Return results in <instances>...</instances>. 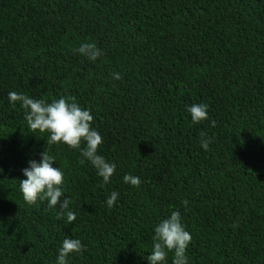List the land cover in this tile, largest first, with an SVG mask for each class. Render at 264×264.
Wrapping results in <instances>:
<instances>
[{"label": "trees", "instance_id": "trees-1", "mask_svg": "<svg viewBox=\"0 0 264 264\" xmlns=\"http://www.w3.org/2000/svg\"><path fill=\"white\" fill-rule=\"evenodd\" d=\"M82 42L102 55L87 59ZM9 91L90 109L110 181L79 150L46 146ZM193 103L207 119L191 121ZM46 147L71 223L19 191ZM172 210L191 235L188 264H264V0H0V264H54L66 235L84 246L68 264H148L152 226Z\"/></svg>", "mask_w": 264, "mask_h": 264}, {"label": "clouds", "instance_id": "clouds-1", "mask_svg": "<svg viewBox=\"0 0 264 264\" xmlns=\"http://www.w3.org/2000/svg\"><path fill=\"white\" fill-rule=\"evenodd\" d=\"M76 51L92 61L102 55V50L93 42L80 43ZM112 76L114 79L120 78L119 73H113ZM7 99L13 106L19 103L30 130L47 133L44 139L46 146L62 143L79 150L82 162L86 160L96 170L102 183L110 181L117 165L98 151L103 137L92 127L94 117L90 109L81 107L75 97L60 96L49 102L43 98L9 91ZM208 107L205 103H193L186 106V111L190 114L191 121L198 123L208 118ZM200 135L201 147L206 150L212 138L203 132ZM39 155V160L29 159L27 166L21 170L24 177L19 179L22 198L28 204L36 203L38 199L46 200L48 207L58 209L57 215H63L71 223L76 219V214L69 207V197L64 194V171L56 164L55 156L48 152L47 147ZM122 180L132 186H139L141 183L140 177L130 173H125ZM118 196L117 191L110 192L105 198L106 205L111 208ZM182 203L187 205V201ZM152 231L151 251L145 257L148 264H167L169 252L173 254L172 264H188L186 249L191 235L184 227L178 210H172L169 215L154 223ZM83 247L80 239L66 235L58 247L54 264H68L70 254L80 252Z\"/></svg>", "mask_w": 264, "mask_h": 264}]
</instances>
